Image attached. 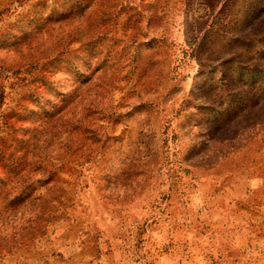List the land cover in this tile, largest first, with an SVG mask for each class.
Returning <instances> with one entry per match:
<instances>
[{"label":"rangeland","instance_id":"rangeland-1","mask_svg":"<svg viewBox=\"0 0 264 264\" xmlns=\"http://www.w3.org/2000/svg\"><path fill=\"white\" fill-rule=\"evenodd\" d=\"M0 264H264V0H0Z\"/></svg>","mask_w":264,"mask_h":264}]
</instances>
